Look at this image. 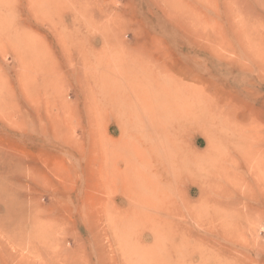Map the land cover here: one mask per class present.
I'll return each mask as SVG.
<instances>
[{
  "label": "rangeland",
  "instance_id": "rangeland-1",
  "mask_svg": "<svg viewBox=\"0 0 264 264\" xmlns=\"http://www.w3.org/2000/svg\"><path fill=\"white\" fill-rule=\"evenodd\" d=\"M0 264H264V0H0Z\"/></svg>",
  "mask_w": 264,
  "mask_h": 264
},
{
  "label": "bare ground",
  "instance_id": "bare-ground-1",
  "mask_svg": "<svg viewBox=\"0 0 264 264\" xmlns=\"http://www.w3.org/2000/svg\"><path fill=\"white\" fill-rule=\"evenodd\" d=\"M184 124H183V126H181V123H178L177 125H175L173 127L171 126L172 128H170L169 131L167 132L166 136H164V138H162V140H163L162 142L160 141V143H158V144L153 142L152 145H150V144L146 145L144 143V146H142V148H141L142 149L141 150L142 151L141 152L142 153L141 169L139 172V176H140L141 181L143 182L144 186H147L150 184V175L151 174H152V176H156V178L152 181L153 186H155V183L156 184L160 183L161 182L160 180L163 179L164 176H166V178H168V180L171 177H173L177 182H180L181 176H188V175L192 174V173H190V169H192L191 167H193V166H191L190 169L187 168V166H185L184 160L182 158V156L184 154L183 151H185L182 148V142H184L183 130L185 129V128L182 129V127H184ZM177 142H179V143H177ZM148 154H151V159L148 158ZM198 156H199V154H198ZM198 156L196 155L195 157H198ZM200 157H198V159H200ZM186 158H187V156H186ZM188 159H189V157H188ZM198 159H196L195 161L199 162ZM192 160H193V158H192ZM192 160L190 159L191 162H192ZM191 164H193L194 167H195V165H199V163L195 164V162L191 163ZM196 168H195V173L198 170V169L196 170ZM203 169H199L197 172H199L200 170H203ZM182 181H183V179H182ZM202 195H203V192H202Z\"/></svg>",
  "mask_w": 264,
  "mask_h": 264
}]
</instances>
